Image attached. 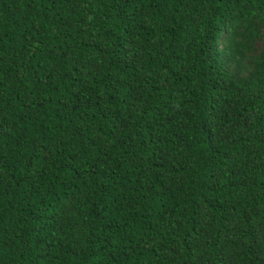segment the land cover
Returning a JSON list of instances; mask_svg holds the SVG:
<instances>
[{
    "label": "trees",
    "instance_id": "trees-1",
    "mask_svg": "<svg viewBox=\"0 0 264 264\" xmlns=\"http://www.w3.org/2000/svg\"><path fill=\"white\" fill-rule=\"evenodd\" d=\"M0 264H264V0H0Z\"/></svg>",
    "mask_w": 264,
    "mask_h": 264
}]
</instances>
